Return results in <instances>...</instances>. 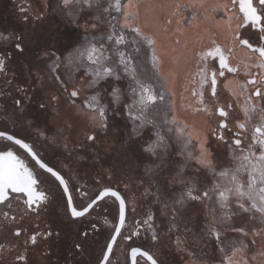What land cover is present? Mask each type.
<instances>
[{
  "label": "snow or ice",
  "instance_id": "snow-or-ice-1",
  "mask_svg": "<svg viewBox=\"0 0 264 264\" xmlns=\"http://www.w3.org/2000/svg\"><path fill=\"white\" fill-rule=\"evenodd\" d=\"M142 2L36 0L39 7L21 5L20 19L25 27L22 30L0 29V76H8L11 72V78L5 80L11 91H0V96L7 95L11 99L14 113L20 114L16 119L24 121L26 130L33 124V120L27 118L30 105H35L45 115L50 109L52 127L47 124L45 127L49 131L54 128V134L49 137L40 130L37 134L50 145L62 140L66 150H69V141L64 132L75 130L79 124L83 125V142L73 143L79 151L93 153L104 147L102 136L117 133L121 121H125L126 138L116 136L115 143L106 151L115 148L124 157L130 152L138 153L136 159L143 164V173L136 177L137 185L143 188L141 195L150 198L159 213L158 217L150 209L142 222L152 242L160 243L165 237L171 239L174 231L180 232L182 221L185 222L184 232L191 231L186 222L191 219L193 202H199L205 207L208 220L202 230L217 242V250L221 253L219 264H252L257 256L264 259V250L247 257L249 245L256 244L255 237L259 232L254 230L249 243L240 241L238 245L236 242L226 245L222 233L217 230L222 226V219L228 218L225 210H230L232 203L244 212L259 213L264 221V71L257 76L250 71L253 67L264 70V0H255V3L254 0H184L183 4L180 0H173L172 3L171 16L189 8L225 14L217 28L230 37V46L220 44L217 35L213 34L205 48L189 53L186 43L185 51L181 53L185 63L189 62L190 55L195 59L197 71L193 77L199 79L190 83H198L200 90L193 88L191 95L199 104H204L205 85L210 87L211 96H216L218 77H224L225 72L238 74L243 64L246 75L251 77L238 85L239 93L233 92L238 97L237 103L239 97L244 98L240 107L246 120L237 121V127L247 130L253 114L258 117L252 124L251 143L245 146L242 133L237 132L238 138L229 145L230 156L223 161L213 155L207 137L197 136L194 144L188 124L177 118L175 93L167 84L169 79L175 80L178 76L179 59L158 50L153 31L155 23L148 22L149 17L156 18L157 9H164L167 4L148 5L145 27L142 28L138 23ZM237 4L238 14L235 11ZM171 16L166 20L167 24H171ZM196 19L194 14L192 20ZM246 27L258 28L260 35L255 44L253 37H246L242 32ZM199 39L203 40V35H199ZM175 43L180 42L177 40ZM237 46L249 50L252 53L250 59L254 62H238L232 66L230 59L234 57L231 54ZM142 49L146 50L144 54ZM14 57L19 60L18 71L10 68ZM209 58L218 61V68L209 69ZM165 63L169 65L167 73ZM249 86H253V90L246 92ZM227 107L231 109L232 104ZM201 110L209 111L207 107L195 109L196 112ZM216 111L221 117L228 116V111L222 106ZM219 127L224 129L228 125L221 121ZM213 135L224 140L222 133ZM0 139L26 150L39 169L46 173H39L35 165L30 167L13 147L5 146L0 150V227L19 238L22 234L27 235V229L17 226L12 231L10 227L18 223V217L23 220L29 213L38 217L49 205L63 202L65 215L76 223L103 202L108 212L101 220L103 225L111 224L109 230L103 231L98 226L100 221H89L82 230L77 228L69 254L74 257L83 253L86 245L93 244L99 247L94 264H113L114 247L125 225L127 195L105 186L92 193L91 202L86 207L78 209L70 192L71 169L68 163L60 162V154L55 153L57 162L49 164L26 137L0 129ZM72 154L73 150H69V157ZM78 158L84 160L87 157ZM190 161L195 165L196 175L193 177L185 175ZM108 178L111 179L110 174ZM72 187L82 196L88 195L82 191L84 186L77 188L72 184ZM124 188L127 189L128 184H124ZM109 197L113 198L111 205L106 199ZM20 203L22 208L14 206ZM218 209L221 217L217 216ZM108 215L118 222L111 223ZM165 216L168 217L166 232L163 225L155 226L156 219ZM140 226L138 224L132 235L140 234ZM223 226L227 230V226ZM231 231L248 236L243 229ZM59 235L50 227L43 232H33L23 241V251H17L19 244L0 243V264H28L29 244L36 245L38 237L47 241ZM122 238L128 241L132 236L124 235ZM173 243L177 250L190 258L191 264H203L195 249L189 250L190 242L186 235L183 239L177 236ZM5 253L12 256L10 261ZM130 256L132 264H139L138 257L143 258L145 264H166L162 255L157 256L141 247H132Z\"/></svg>",
  "mask_w": 264,
  "mask_h": 264
},
{
  "label": "rangeland",
  "instance_id": "rangeland-1",
  "mask_svg": "<svg viewBox=\"0 0 264 264\" xmlns=\"http://www.w3.org/2000/svg\"><path fill=\"white\" fill-rule=\"evenodd\" d=\"M6 4H8L7 9L2 8ZM28 4H31L33 8L39 7V5L36 3V0H28ZM16 6L17 5H15V2L13 3L9 2L8 0H0V29L22 30L25 27L21 22L19 9L16 8ZM185 11L187 19L189 20L190 17L194 15L192 13L193 11ZM60 27L62 29L63 25L61 24ZM96 34L99 35V33ZM255 35L256 37L250 36L253 37L252 42L254 44L256 43V39L260 34L257 33ZM145 52L146 50L142 49V54H144ZM242 62L253 63L254 61L249 58L246 60H242ZM17 63H19V60L14 57L10 63V68L14 71H18L19 67ZM250 71L253 76H257L261 71L264 70L253 67L250 69ZM239 73L240 75H235L236 78L232 77L231 79L234 78L233 80H226V82L220 86L221 89L224 90H221L220 88H218L219 90L217 89L219 99L213 101V103H215L216 106H222L225 109H228V104H232V108L228 109V116L226 118L219 116V120H215L209 111H195L197 107L201 109H203L204 107L209 108L210 106L208 104H210L211 101L204 100V104L201 105L198 103L197 99L195 97H192V95L190 94L192 90H186V88H188L186 84L176 86V89L178 88V91H176L178 92V98L175 99L176 114L177 118L180 121H184V118L187 117L186 119H188L189 122L186 123H188L189 126L191 115L196 116V114H203L204 126L207 125L209 120L210 123L213 122L212 124L214 126L216 125L215 121H219V125L221 121H225L227 123L228 127L222 129L224 130L222 131V134L226 139L225 141L217 139L215 135H211L213 140H208V144L210 146L211 151L213 152V155L217 159L222 161L229 158L231 151L229 145L234 139L238 138L236 136L237 132L242 133L241 138L245 146L251 143L252 124L256 123L258 119V117L253 114V120L247 125V130H241L237 127V121L245 122L246 120L240 107V105L244 103V98L239 97V103H237L238 97L234 96L233 92L239 93L240 89L238 85L240 83H243L245 79L251 78L246 75V70L243 68V64L240 67ZM186 76L187 70H184L182 71V74H180L177 78L178 80L182 81L183 79H186ZM9 78H11V72H9L8 76H2V79H0V91H3L5 93L11 91V89L5 84V80ZM226 83L228 85L227 87H225ZM167 87L170 88L172 91L174 90L173 88H175L173 85L169 84H167ZM192 87H194L197 91L200 90L199 86ZM252 90L253 86H249L246 92H251ZM223 91H225V93H223ZM37 95L39 96L40 94L38 93ZM4 97H6L7 100L5 101L7 103H5V101L3 100L4 98L2 97L1 99L0 96V114L7 115L10 113L11 115L16 116L17 118V116L20 114L14 113L11 99L7 95H4ZM206 102H208V104ZM179 114L182 115V117L184 116V118L179 116ZM52 115L53 114L50 109L47 115H45L44 113L39 111L35 105H30L27 112V118L33 120V124L32 127L28 130H30L34 134H37V130L44 131L47 136L51 137L54 134L55 129L53 128V131H49L48 128L45 127V125L47 124L49 127H52ZM20 121L24 122L23 120ZM124 122L125 121H121V124L118 126L119 130L117 133H109V135L106 137L102 136V139L105 141L104 147L95 150V152L93 153L81 152L79 151L76 144L73 143V141L83 142L82 124L77 125L75 130L65 131L64 136L68 137L69 150H73V154L71 157H69V150L63 148L62 140H58L56 144L50 145L49 143H46L44 141L43 137L38 136V134L37 136L39 138L38 140L40 141V144L46 147L49 152H52L53 154H60L61 163H68L69 167H73L71 170L75 173V176H79V178L82 179V184H84L85 180H90L92 185L96 182L97 179H99L100 183H98L97 187L101 186L103 183L112 185L114 186V188L117 187V189L122 193V195H127L126 202L128 207L126 211L124 233L121 235L122 242L118 245V247L116 246V248L114 249V253L117 255V260L113 261V264H128L127 252L128 249L132 247L134 239L136 243H139L140 245L144 246L146 249L151 251L152 254H155L157 256L162 255L166 261V264H191L190 258L186 256L185 253L177 250L175 244L173 243L177 236H180L181 239H183L185 235L187 236V239L190 242L189 250H192L194 248L197 256L202 258L203 264H219V261L221 259V253L217 250V242L210 235H205L202 230V226L207 223L208 220H206L205 218L206 209L199 202H193L191 208V219L186 222L187 227L191 229V231L187 233L184 232L185 222L182 221L180 223V232L174 231L171 236V239L165 237L160 243H154L151 241L150 235L145 232L142 226V222L146 218V215L150 209L151 211L156 212L158 217L159 213L157 211V206L152 203L151 199L145 198L141 195L143 193V188L138 187L137 185L136 177L139 174L143 173V164L136 159V155H138V153L133 154L130 152L127 157H124L123 155L119 154L115 148L106 151V149H108L110 145H113L115 143L116 136H122L126 138L128 130L123 127ZM189 129L191 132L194 130L190 126ZM219 129L221 128L219 127ZM193 143L195 144V137ZM118 147L119 145L116 144V148ZM189 150L192 149L190 148ZM258 150L259 149L257 147L256 151L258 152ZM79 156H86L87 158L84 160H80L78 158ZM177 163H182V161H177ZM194 168V162H188L187 167L185 168V175L190 177L195 176L196 173L194 172ZM109 174L111 175V179L108 178ZM168 175L170 176L171 173H169ZM200 175L202 176L203 173H201ZM124 184H128L127 189L124 188ZM179 190L180 189L177 188V191ZM91 191H95V188H93L92 186ZM133 209L135 210L133 211ZM225 211H227L228 218L222 219V226L217 229L222 233V239L224 243L226 245H231L232 242H236L238 245L240 241L249 243V241L253 238V232L255 230L259 232V235L255 237L257 242L255 245H249L250 250L247 252V257L250 258L259 251L264 250V221H262L261 215L256 212H244L243 210L236 207L234 203L230 205V210ZM111 212L114 213L115 209L112 208ZM221 215V211L218 209L217 216L221 217ZM107 218L111 223H115V221H113L112 219V215H108ZM208 219H210V217ZM90 221H100L98 226L101 227L105 232H107L111 226V224L103 225L101 217L99 215V211L90 215ZM80 223L81 222L78 221L74 223L76 229L78 225H80ZM167 223L168 217L165 216L163 218H157L155 221V226L159 228L163 225L164 231L166 232ZM138 224L141 225L139 227L140 234L132 235L133 232L137 231ZM223 225L227 226V230ZM234 228L243 229L244 232L248 233V236L245 237L240 232L231 231V229ZM76 229H73L72 231L74 233V236ZM72 232L71 234H73ZM124 235L134 236L132 242L124 241L122 238ZM201 237H203V239H201ZM28 248V264H53L49 260V258H47L45 253L37 252L38 249H41V244L38 243L35 246H28ZM161 249H163V252H161ZM79 254H81V256H79L80 258H75L74 264H94L96 256L99 255V247L97 245L88 244L86 245V250L83 253ZM252 264H264V259L257 256V259L253 261Z\"/></svg>",
  "mask_w": 264,
  "mask_h": 264
},
{
  "label": "flooded vegetation",
  "instance_id": "flooded-vegetation-1",
  "mask_svg": "<svg viewBox=\"0 0 264 264\" xmlns=\"http://www.w3.org/2000/svg\"><path fill=\"white\" fill-rule=\"evenodd\" d=\"M8 1L13 2V3L15 2V5H17L16 8H18V9H19V6L28 4V0H8ZM254 3H255V0H254ZM235 11H237V14H238V4H237V9ZM242 32L244 33V35L246 37H248V36L256 37L255 34H257V33L260 34L258 28L250 29V28L246 27L245 29H242ZM219 40H221L220 44L225 45V46H230V41L228 44H225L224 38L220 37ZM231 55H232V57H234V59H230V64L232 66H236V64L238 62H242V60L249 59L252 56V53L243 47L237 46V47H235V49ZM207 63H208V67L210 70L214 69V68H218V61L214 62L212 58H209ZM177 71H178V76H179L180 71L179 70H177ZM196 71H197V65H196V62L194 61L192 66L190 67V71H188V74L190 77L187 80L189 84H186L188 86V88H186V90L190 91L194 88L192 86H199L198 83H190V81H192L193 79L198 81L199 77H195V78L193 77V74L196 73ZM239 72H240V70H239ZM235 75L236 74L225 72L224 77H218L217 89L218 88L221 89L220 86L223 83H225L226 80L229 81V79H231L232 77L236 78ZM238 75H240V73H238ZM233 79H231V80H233ZM171 85H173L175 87V88H173L174 89L173 92L175 93V99H176V98H178V96H177L178 92H176V91H178V88L176 89V86H180V84H171ZM221 90H224V89H221ZM223 93H225V91H223ZM190 94H191V92H190ZM2 97L4 98L3 99L4 101L7 100L6 97H4V96H1V99H2ZM218 99H219L218 93L216 94L215 97H212L210 87L208 85H205L204 100L205 101L206 100L211 101L210 104H208V102H206V103L210 106L208 108L209 112L211 113V115L213 116V118L215 120L220 119V117H219L220 115L216 111V108L218 106H216V104L213 103V101L218 100ZM5 103H7V102L5 101ZM225 110L229 111L227 108ZM179 116L182 117V115H180V114H179ZM215 116H216V118H215ZM203 117H204L203 114H196V116H192V115L190 116L189 126L194 129L192 131V133H193L195 138L197 136H199L200 138H204L207 136V140H210V139H212L211 135H213V133L220 134V133H222V131H224L222 129H219V123H218L219 121H215L216 125L214 126L212 124L213 122L210 123V120H209L207 125L204 126ZM182 118H184V116ZM186 118L187 117L184 118V121L189 122L188 119H186ZM13 120H16L15 124H13ZM0 129H7L8 131L15 133L19 137H26L27 142L34 144L35 150L38 152L40 157L45 162H48L49 164L57 162L56 155H54L52 152H49V150H47L46 147L41 145L40 141L38 140L39 138H38L37 134H34L33 132H31L28 129L26 130L24 122L17 120L16 116L11 115L10 113L7 115L6 114H0ZM225 131H226V129H225ZM205 133H206V135H205ZM225 140L226 139L224 138L223 141H225ZM5 146L13 147V150L17 151V154L20 155L21 158H24V159H26L27 162H29L30 167L35 165V168L39 173H41L42 175H46V173H44L42 169H39V167L35 164V161L31 159V157L26 153V151L24 149L19 148V146L13 145L9 141L0 139V150H2ZM72 168L73 167L70 166V169H72ZM69 176L72 177V181L70 182V192H71V195L73 197V202L78 207V209L83 207L84 205H86L91 200L90 198L92 197L93 192H96L105 186H111L112 188H114V186L104 184V183L101 186L97 187L98 183L95 182L94 184L91 185L90 180H85L84 184H82L81 183L82 179H80L79 176H75V173L72 170L69 172ZM97 180H99V179H97ZM72 184H75L77 188H79L80 186H84L82 191H86L88 193V195L82 196L80 192H77L76 189L72 187ZM91 186L93 188H95V191H93V192L91 191ZM114 189L119 191L117 189V187ZM121 195H122V193H121ZM106 199H107L108 204L111 205L113 202V198L109 197ZM14 206L18 209L23 207L22 203L14 204ZM98 211H99V215L101 218L103 216H105L106 213L108 212V210L105 209L103 202L98 203L96 206H94L92 209H90L88 215L77 220L78 222H81L77 228H80L82 230L85 226H87L89 221H90V215L92 213H95ZM17 226L22 227L24 229H27V235L22 234L19 238H14L12 236L11 232H6L2 227H0V243L19 244L20 248L17 249V251H23V241L26 240L29 235H31L33 232H43L50 227L54 232L60 233L59 237L54 236L47 241H44L40 237H38L36 245L38 243L41 244V249L40 250L38 249L37 252L45 253L47 258H49V260L53 264H66V261L68 262V264H74L75 258L81 256V254H77L73 257L72 255L69 254L71 251L72 241L75 237L74 233L72 231H73V229H76V228L74 226V223H72L70 221L69 217L67 215H65V209L63 206V202H61L59 204L49 205L46 210H43L40 212L38 217L32 213H29L27 216H25L23 220H19V217H18V223L14 224L10 227H11L12 231H14L15 227H17ZM123 229H124V227H123ZM71 232L73 234H71ZM64 235H65V237H64ZM128 241H130V240H128ZM28 246H35V245L29 244ZM36 250H37V248H36ZM14 254L15 253H13V255ZM5 256H7L6 253H5ZM7 259L10 261L12 259V256H7Z\"/></svg>",
  "mask_w": 264,
  "mask_h": 264
},
{
  "label": "crops",
  "instance_id": "crops-1",
  "mask_svg": "<svg viewBox=\"0 0 264 264\" xmlns=\"http://www.w3.org/2000/svg\"><path fill=\"white\" fill-rule=\"evenodd\" d=\"M181 4L184 3V0H180ZM211 2V0H210ZM161 3L167 4V7L164 9H157L155 13V19L153 20L149 17V23H155V31L156 39H157V48L158 50H162L167 55L177 56L179 59V68L177 70L182 71L187 70L186 79L175 80L169 79L168 84H189L188 78L190 77L188 71H190V67L195 61L194 58L189 56V62L185 63L184 58L181 56V53L185 51L184 45L187 43V50L191 53L192 50L199 51L205 48L206 45L209 44V38L216 34L218 37V42L220 37L224 38L225 44H228L230 41V37L223 33L222 29H218L217 25L220 23L221 18L225 16L223 12L213 13L210 10L205 12L203 9H195V11L191 8L187 10L193 11L192 13L197 16L196 20L187 19L186 11L182 10L179 15L171 16L172 13V3L173 0H143L140 7V19L138 23L142 28L145 27V9L148 5H159ZM231 15V13H229ZM171 16V24H167L166 20ZM187 20V23H185ZM145 30H149L145 28ZM199 35H203V40L199 39ZM179 40V44H176L175 41ZM173 49H176L173 52ZM190 64V65H189ZM169 65L165 63V73L168 72ZM183 69V70H182Z\"/></svg>",
  "mask_w": 264,
  "mask_h": 264
},
{
  "label": "trees",
  "instance_id": "trees-1",
  "mask_svg": "<svg viewBox=\"0 0 264 264\" xmlns=\"http://www.w3.org/2000/svg\"><path fill=\"white\" fill-rule=\"evenodd\" d=\"M7 7H8V4H6V5H4V7H2V8H6L7 9ZM18 64V66H19V63H17ZM0 79H2V76L0 77ZM3 86V85H2ZM14 116V115H13ZM124 233V229L122 230V234ZM133 238H134V236H132V239L130 240V242H132V240H133ZM135 240V239H134ZM133 240V245L132 246H138V247H141V248H143V249H145V250H147V251H149L148 249H146L144 246H142V245H140L139 243H136L135 241ZM122 242V239H121V237H119L118 238V240H117V247H118V245L120 244ZM116 246L114 247V249L116 248ZM150 253H151V251H149ZM116 254L114 253V255L111 257V259H112V261H116L117 259H116ZM138 259V261H139V263H143V264H145V261L144 260H142L141 258H137Z\"/></svg>",
  "mask_w": 264,
  "mask_h": 264
},
{
  "label": "water",
  "instance_id": "water-1",
  "mask_svg": "<svg viewBox=\"0 0 264 264\" xmlns=\"http://www.w3.org/2000/svg\"><path fill=\"white\" fill-rule=\"evenodd\" d=\"M26 151V150H25ZM38 166V165H37ZM39 167V166H38ZM114 189V188H113ZM114 190H116V189H114ZM117 191V190H116ZM91 202V200L88 202V203H90ZM87 203V204H88ZM87 204L86 205H84L83 207H86L87 206ZM83 207H81V208H83ZM81 208H79V209H81ZM126 220V219H125ZM118 221H115V223H117ZM123 229V228H122ZM122 229H121V232H122ZM132 247H138V246H132ZM132 247H130L129 249H128V252H127V259H128V264H132V261H131V256H130V250H131V248ZM143 249V248H142ZM145 250V249H144ZM140 258V257H139ZM142 260H143V258H141Z\"/></svg>",
  "mask_w": 264,
  "mask_h": 264
}]
</instances>
